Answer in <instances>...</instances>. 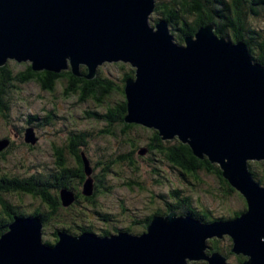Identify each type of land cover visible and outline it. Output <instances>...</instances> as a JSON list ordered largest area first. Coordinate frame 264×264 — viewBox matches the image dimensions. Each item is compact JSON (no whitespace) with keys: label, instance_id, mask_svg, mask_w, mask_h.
I'll return each mask as SVG.
<instances>
[{"label":"water","instance_id":"1","mask_svg":"<svg viewBox=\"0 0 264 264\" xmlns=\"http://www.w3.org/2000/svg\"><path fill=\"white\" fill-rule=\"evenodd\" d=\"M155 3L0 0V68L13 61L91 81L99 68L130 65L125 123L153 130L163 142L177 140L216 165L245 211L210 223L171 212L153 217L139 235L58 231L53 245L43 242L39 217H15L0 236V264H228L220 253L208 254V241L223 237L242 264H264V186L249 168L264 162V66L252 61L245 43L217 36L214 23L176 43L167 22H153ZM24 136L36 143L32 128ZM8 146L0 142V152ZM82 159V195L91 197L92 170ZM59 200L67 208L75 195L61 189Z\"/></svg>","mask_w":264,"mask_h":264},{"label":"trees","instance_id":"2","mask_svg":"<svg viewBox=\"0 0 264 264\" xmlns=\"http://www.w3.org/2000/svg\"><path fill=\"white\" fill-rule=\"evenodd\" d=\"M260 17L263 18V23L261 25L251 23L252 19L259 20L261 19ZM152 19L154 23L160 20L167 22L170 28V34L174 38V41L178 44L183 43V38L194 35L197 29L203 25L214 23L217 26V36L224 37L231 43L238 41L245 43L249 49L252 61L264 66V0H181L176 3L171 2L169 4H164L162 0H156ZM11 62L13 61H9L4 67L0 68L1 122L7 121L8 119L7 115L9 114V110L8 108L3 107L2 98L8 96L9 93L7 90L10 87L8 84L11 82L17 83V85L13 88H20L19 84L25 85L33 82L40 85L46 92L54 94L56 83L65 84L66 81L68 83L67 86L70 85L69 88L67 87V92L73 91L77 94H81V92H83L82 95L84 96V100L91 103L92 101H94V103H98L99 110L104 112L103 114L96 115L95 113H84V116L90 118L94 115L95 118H98V122L103 121V127H100V130H102V140L110 138L118 145L117 152L113 155H111V153L108 155V157L115 158L116 164L124 163L128 168H133L134 171L138 170L135 156L137 153L139 155L140 150L144 149L147 151L146 154L150 157V159L146 158V161L152 160L153 156H158L161 159H164L169 165H171V167H174L180 172L179 176L182 180H187V178L190 177L198 181V179H200L198 177L199 174L205 173L207 175L215 176L223 186V189H220L224 190L227 195L235 193V191L229 187L226 181L221 177L219 168L216 165H211L206 159L204 161L197 160L193 157L188 146L181 144L177 140L163 142L155 131L125 123L124 118L126 116V105L123 93L124 81L133 77L134 70L132 68H129V70L124 73V76L117 81L108 79L102 75V72L99 71L95 79L86 81L81 78H75L70 71H63L59 75L45 71L33 72L28 64L24 67L23 71L14 75L9 65ZM119 65L122 68V65ZM81 72L86 73V68L82 67ZM6 92L8 94H6ZM53 117V110L49 112L47 111L46 118L48 125L53 120ZM37 121V117L27 116V125L33 130L34 128L38 130ZM74 139L77 138L69 135L68 138H63L62 140L58 139L57 144L50 143L49 148L52 150V156H54L55 159L54 170H49L51 173L49 171L48 173H35L28 178H21L18 175L15 177L11 176V174H3L0 170V188L3 189L2 192L6 193L10 191L16 193L17 201L19 202H21L25 196L38 199L47 208V211L43 212L40 208L41 206L35 207L30 214L32 217L40 218L44 225L43 228L48 223L52 222V220L54 221L57 218L60 219L62 213H64L61 209H57V213L55 210L53 212L50 209V207L56 203V196H59V191L61 189L70 190L71 187H75L74 184L71 183L72 180H76V185L78 184V186L81 184L83 185L86 177L84 175L82 155L86 158L91 167L92 179L94 180L93 186L94 184L98 186L97 183L99 175L98 177L96 175L94 176V172L98 169V164H93L91 162L87 152L84 151L83 153L82 151L85 148H80L78 141H75ZM78 140H80V138H78ZM2 141H8V139L1 138L0 142ZM84 142L86 150H88L87 141ZM8 143L9 146L3 150L2 153H0L1 158H5L6 154L11 150L10 142L8 141ZM73 143L76 145L74 146ZM27 145H30L31 147L35 146H32L31 144ZM101 150L106 152L109 148H102ZM122 150L123 152H120ZM68 160H70V163ZM101 165L102 164H100V166ZM249 168L252 177L260 183L261 186H264V162L249 163ZM110 170L111 169L104 168L101 170V176L108 174ZM155 183L158 184V181H155ZM140 185L141 182L137 183V186L142 188ZM52 190L54 191L52 192ZM80 193H82V187ZM155 199H157L160 205L157 204L158 202H155ZM0 202L5 209H9L12 206L3 200L2 197H0ZM192 205L194 204L191 198L183 195L182 191H174L170 192L168 195L157 194L151 198L149 201L150 207H147L146 210L149 211L148 215L150 221L153 217L159 215L155 211L157 209H161L163 211H177L182 215L185 214L192 216L202 223H210L214 221L236 219L246 209L244 201L243 209L236 210L230 216L227 215L218 218L215 216L213 217V215L207 212L204 207V209L202 208L203 211H197V206L195 209ZM200 207H202V205H200ZM51 211L54 214H51ZM22 216H26V214L17 210L12 218L8 219L6 217L5 220H8L6 221V224L9 225L15 217ZM104 217L105 219L110 218H108V216ZM73 223L76 224V221L71 222L70 220V226L67 227L62 225L61 228H55L53 243L45 240L44 238L43 242L48 245L55 244L57 242L56 232L58 231L74 235V232H76L74 228L76 226H74ZM3 224L5 223H0V236L6 232L7 225L4 226ZM78 227L81 228L79 233L88 232L101 237L110 235L111 233V230H105L99 232L98 234V231L95 233L91 228H85L82 224ZM116 230L114 232H116ZM128 231L133 233L135 232V230L133 231L131 228H129ZM216 243L218 242L214 241L212 243V241H208V254L218 252L228 259L227 257L230 254L227 252H230L229 249L231 248V241H229L227 251L217 247ZM238 260L237 264H242L244 258L239 257Z\"/></svg>","mask_w":264,"mask_h":264},{"label":"rangeland","instance_id":"3","mask_svg":"<svg viewBox=\"0 0 264 264\" xmlns=\"http://www.w3.org/2000/svg\"><path fill=\"white\" fill-rule=\"evenodd\" d=\"M177 1L181 0H162L164 4L176 3ZM251 23L261 25L263 18L259 20L252 19ZM9 65L13 74L16 75L23 71L27 64L11 62ZM129 68H131L130 65H122V68L120 65H107L99 68L98 71L102 72V75L108 79L117 81L124 76V73ZM8 85L10 86L7 90L9 94L6 92L8 96L2 98V104L3 107L8 108L9 114L7 113V121H0V139L7 138L10 142L11 150L6 154L5 158L0 157V170L3 174L28 178L35 173H48L49 170H54L55 168V159L52 156V150L49 148L50 143L57 144L58 139L68 138L69 135L77 136V139L74 140L80 141L78 140L79 135L83 136L84 133H88L85 135L88 138L86 140L88 150L85 147L82 151L83 153L84 151L87 152L93 164H98V169L94 172V176L98 177L99 175L97 184L98 193L100 194H98L95 206L82 204V208L76 209L77 215H84V219H76L77 226L83 224L91 228L95 233L98 231V234L105 230L112 231L129 228H132L133 231L135 230L134 233H139L140 226L133 225L131 221L137 220L136 218L144 219L149 214L146 208L150 207L149 201L151 198L157 194L168 195L174 191H182L183 195L193 201V208L196 209L197 206V211H203L205 208L213 217L230 216L236 210L244 208L242 196L237 192L227 195L224 190L220 189H223V186L215 176L200 173L198 181L190 177L187 178L188 181L182 180L179 174L171 169V165L158 156H153L154 160L146 161V158L150 159L147 154L140 156L137 153L135 158L138 170L136 171L133 168H128L124 163L116 164L115 158L108 157V155L109 153L111 155L115 154L118 150V145L110 138L102 140L98 136V130L103 127V121L98 122V118H95L94 115L90 118H84L85 110L92 114H103L104 112L99 110V108H94L91 102L89 103L86 100L81 102L79 93L67 92L68 86L66 83H56L54 94L46 92L40 85L33 82L25 85L19 84L20 88H13L17 85L15 82H11ZM52 110L54 117L48 125L47 111ZM27 116L38 118V130H33V134L37 139L35 146L32 145L33 147L25 142L24 134L28 129H31L26 122ZM74 133L76 134L74 135ZM102 148H109V150L103 152ZM120 152H123V150ZM100 164L102 165L100 166ZM104 168L111 170L108 174L101 176V170ZM155 181H158V184ZM140 182L142 188L137 186V183ZM2 190L0 188V197L8 202L9 205L18 207L17 210L19 212H24L30 216L34 208L39 206H41L40 208L43 212L47 211V208L38 199L25 196L19 202L17 201L16 193L10 191L5 193ZM155 200L157 203V199ZM157 204L160 205L159 202ZM7 210L8 208H3L0 202V220L6 219ZM94 213L98 214V216L93 217ZM71 214L64 212L60 219L57 218L48 223L43 228L44 239L53 243L55 228H61L62 225L70 226ZM104 216L112 218L113 222L111 224L106 222ZM134 233L132 232L133 235H135ZM210 241L212 243L217 241V247L225 251L228 250L229 238L223 237L221 240L213 239ZM227 253L230 254L227 257V263L237 264L239 257L230 252ZM190 263L206 264L204 262Z\"/></svg>","mask_w":264,"mask_h":264},{"label":"flooded vegetation","instance_id":"4","mask_svg":"<svg viewBox=\"0 0 264 264\" xmlns=\"http://www.w3.org/2000/svg\"><path fill=\"white\" fill-rule=\"evenodd\" d=\"M65 83L66 84H68L66 81H65ZM70 87V85H68V88ZM73 88V87H72ZM75 89V88H74ZM80 91V90H79ZM82 93L83 92H81V94H80V97H81V99H80V101L81 102H83L84 101V96L82 95ZM87 101V100H86ZM90 103V102H89ZM92 105L94 106V108H98L99 106H98V103H94V101H92ZM85 113H88L87 112V110H85L84 111ZM96 115V114H95ZM85 117H87V116H84V118ZM34 130H37V129H35L34 128ZM102 130H98V136L101 138V139H103V137H102V135H101V132ZM76 133H74V135H75ZM87 133H84L83 134V136L81 135H79V138H80V141H78V144L80 145V148H85V142L84 141H86V137H85V135H86ZM98 136H97V138H98ZM75 137H77V136H75ZM83 146V147H82ZM10 149V148H9ZM82 152V151H81ZM83 156V155H82ZM73 161V160H72ZM68 162L70 163V160H68ZM173 168V170L174 171H176V173H178L179 175H180V172L179 171H177V169H175L174 167H172ZM180 177V176H179ZM71 183L72 184H74V186L75 187H71V191L74 193V195H75V202L71 205V206H69V207H67V208H64L62 205H61V202H60V200H59V196L57 195L56 197H57V199H56V203L53 205V206H51L50 207V209L54 212V210L56 211V213H57V209H61L63 212H67L68 214H71V213H74V214H71L72 215V217H70V220H71V222H73V221H76V219L77 218H80V219H84V215H81V216H79V215H77V213H76V209H79V208H82L81 206H82V204H89V205H92V206H95V204H96V202H97V198H98V186L96 185V184H94V188H93V196L92 197H85V196H83V195H81L82 193H80L81 192V187H82V184L81 185H79L78 186V184L76 185V180H72L71 181ZM141 186V185H140ZM77 187V188H76ZM54 190H52V192H53ZM12 207V208H11ZM9 209H8V211H7V213H6V217L8 218V219H10V218H12V216L15 214V212L17 211V209H18V207H15V206H11ZM51 211V214H54L53 212ZM147 211V210H146ZM157 214H159V215H156V216H159V217H164V216H166L167 214H169V213H171V212H174V213H176L177 215H182V214H180V213H178L177 211H163V210H161V209H157L156 211H155ZM185 215V214H184ZM26 216H29V215H26ZM31 216V215H30ZM55 216V215H54ZM98 216V214H96V213H94V215H93V217H97ZM109 218V217H108ZM105 219V218H104ZM137 220H134V221H131L132 223H133V225H135V226H140V230L138 231L139 233H134L135 235H139V234H141V233H144L145 232V230H146V227H147V225L150 223V219H149V215L147 214L145 217H144V219H138V218H136ZM106 220V222H108V223H110L111 224V222H113L112 221V218H109V219H105ZM6 221H8V220H5V219H2V220H0V223H5V224H3L4 226H6L7 224H6ZM73 225L74 226H76L74 229H75V231L76 232H74L75 234L74 235H77L76 233H78V235L80 234L79 232H80V230H81V228L80 227H78L75 223H73ZM83 225V224H82ZM8 226V225H7ZM7 226H6V228H7ZM83 226H85V225H83ZM85 228H87V226H85ZM132 229V228H131ZM116 230V229H115ZM115 230H112L111 231V233L110 234H117L118 232H120V231H123V232H128V233H130V234H132V232H130V231H128V229H124V230H121V229H117L116 230V232H114ZM118 230H120V231H118ZM229 241H230V239H229ZM188 264H191V263H188Z\"/></svg>","mask_w":264,"mask_h":264},{"label":"bare ground","instance_id":"5","mask_svg":"<svg viewBox=\"0 0 264 264\" xmlns=\"http://www.w3.org/2000/svg\"><path fill=\"white\" fill-rule=\"evenodd\" d=\"M198 262H201V261H198ZM190 263V262H189ZM205 263V262H204Z\"/></svg>","mask_w":264,"mask_h":264}]
</instances>
